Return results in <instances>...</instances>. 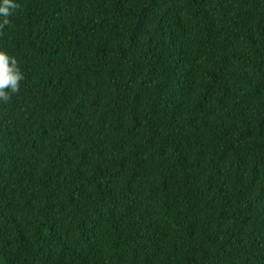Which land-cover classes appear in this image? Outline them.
<instances>
[{
	"label": "trees",
	"instance_id": "1",
	"mask_svg": "<svg viewBox=\"0 0 264 264\" xmlns=\"http://www.w3.org/2000/svg\"><path fill=\"white\" fill-rule=\"evenodd\" d=\"M15 2L0 264H264V0Z\"/></svg>",
	"mask_w": 264,
	"mask_h": 264
},
{
	"label": "clouds",
	"instance_id": "2",
	"mask_svg": "<svg viewBox=\"0 0 264 264\" xmlns=\"http://www.w3.org/2000/svg\"><path fill=\"white\" fill-rule=\"evenodd\" d=\"M21 5L15 0H2L0 2V32L10 24L9 17L20 9ZM25 75L19 67L18 60L11 56L6 50L0 49V101L8 103L13 94H19L21 82Z\"/></svg>",
	"mask_w": 264,
	"mask_h": 264
}]
</instances>
